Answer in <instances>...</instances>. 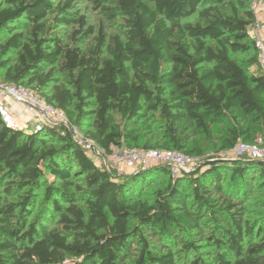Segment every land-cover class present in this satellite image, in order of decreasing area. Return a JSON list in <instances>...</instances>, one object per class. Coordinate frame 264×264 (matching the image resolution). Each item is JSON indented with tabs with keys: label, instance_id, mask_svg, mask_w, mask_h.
I'll return each instance as SVG.
<instances>
[{
	"label": "trees",
	"instance_id": "16d2710c",
	"mask_svg": "<svg viewBox=\"0 0 264 264\" xmlns=\"http://www.w3.org/2000/svg\"><path fill=\"white\" fill-rule=\"evenodd\" d=\"M89 2L114 32L87 26L75 0H0V84L33 90L67 120L29 131L0 117V264H264V209L248 219L243 207L264 187L263 160L122 173L85 145L191 156L179 128L225 122L221 150L264 141L251 0ZM61 24L77 25L68 40ZM153 122L161 140L142 141Z\"/></svg>",
	"mask_w": 264,
	"mask_h": 264
},
{
	"label": "rangeland",
	"instance_id": "374dc122",
	"mask_svg": "<svg viewBox=\"0 0 264 264\" xmlns=\"http://www.w3.org/2000/svg\"><path fill=\"white\" fill-rule=\"evenodd\" d=\"M58 1L63 0H52L53 4L55 5ZM73 11H77L80 15L85 17L87 22V26L93 28L95 32L99 30H104L106 33L114 32V25L109 24L103 15L89 2V0H75ZM50 15L49 17H52ZM195 17L191 16L188 18H184L183 21H190L193 22ZM77 28L75 24H61L57 28L59 35L64 40H68L70 34ZM6 37V35L4 36ZM13 54L8 55V59H11ZM242 57H239L241 59ZM37 95V94H36ZM8 107L16 126L27 129L29 131H33L34 126L42 124H48L47 122L43 121L41 117L32 109H29L27 105L20 104L15 102L14 100ZM66 123V116L63 114L62 120ZM62 123V122H59ZM90 119L85 117L81 119L79 128L73 129L74 134L79 139L83 138V132L86 129L90 128ZM138 123L136 126L132 127L131 129L139 128ZM152 127L146 128L144 132L141 133L143 135V140H149L150 143L154 142L155 140H161L162 131L160 130V123L153 122L150 124ZM146 127V126H142ZM143 129V128H142ZM228 124L225 123H218L214 124L210 127L208 133H195L192 129L183 127V130L179 128V134L182 136L187 135L185 140V150L191 151V156L196 158L197 160H201L202 157L212 156V155H219L225 157L227 159H238L243 158L241 156L234 155L230 149L229 150H221V141L223 138L227 136ZM253 140V139H251ZM239 142V141H238ZM89 151L91 158L95 161L97 165H104L107 169L111 170L112 172H122V173H130L133 170L128 169L124 166L123 162L120 160L119 156L122 151L126 149H136L137 147H132L131 144L126 143V146H122L119 148L114 147L111 154L107 155L104 154L98 147L90 144L89 142L85 144ZM199 152V154H197ZM187 155V154H185ZM153 165L149 166L152 167ZM243 207L245 208V217L248 219H253L258 217V213L262 212L264 209V187L257 188L252 191L248 199L243 203ZM43 224L47 225L48 222H43ZM204 251H207L206 249Z\"/></svg>",
	"mask_w": 264,
	"mask_h": 264
},
{
	"label": "built area",
	"instance_id": "2783aa9c",
	"mask_svg": "<svg viewBox=\"0 0 264 264\" xmlns=\"http://www.w3.org/2000/svg\"><path fill=\"white\" fill-rule=\"evenodd\" d=\"M250 6L254 14V21L248 31L254 39L258 67L264 77V0H251ZM6 97H11L15 102L27 105L47 123H65V121H61L63 113L45 103L33 90L22 86L0 84V117L8 126L16 127L8 107L3 102ZM230 151L236 156L264 161L262 137H257L252 143L239 141ZM119 158L124 166L131 170L144 169L151 165H167L171 169L172 176L189 170L199 162L192 156L170 149H126L122 151Z\"/></svg>",
	"mask_w": 264,
	"mask_h": 264
},
{
	"label": "crops",
	"instance_id": "0c3cea01",
	"mask_svg": "<svg viewBox=\"0 0 264 264\" xmlns=\"http://www.w3.org/2000/svg\"><path fill=\"white\" fill-rule=\"evenodd\" d=\"M12 101H13V99H12L11 97H6V98L3 100L4 104H5L7 107H10L9 105H12V104H11ZM35 112H36V111H35Z\"/></svg>",
	"mask_w": 264,
	"mask_h": 264
}]
</instances>
